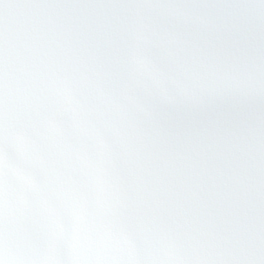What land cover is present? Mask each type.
<instances>
[{
	"label": "snow or ice",
	"instance_id": "1",
	"mask_svg": "<svg viewBox=\"0 0 264 264\" xmlns=\"http://www.w3.org/2000/svg\"><path fill=\"white\" fill-rule=\"evenodd\" d=\"M122 5L0 0V264H264V108L255 190L233 237L252 251L237 255L219 235L230 202L171 191L143 146L145 128L193 113L218 134L246 131L233 64L220 50L185 59L158 30L130 35L86 15ZM163 66L185 92L175 112Z\"/></svg>",
	"mask_w": 264,
	"mask_h": 264
},
{
	"label": "clouds",
	"instance_id": "2",
	"mask_svg": "<svg viewBox=\"0 0 264 264\" xmlns=\"http://www.w3.org/2000/svg\"><path fill=\"white\" fill-rule=\"evenodd\" d=\"M86 15L94 24L130 35L158 30L162 38L182 46L185 59H206L209 51L220 50L231 60L234 82L246 95V131L233 128L230 134H218L193 113L186 121L145 128L143 146L149 161L161 166L171 191L193 202L215 199L219 193L230 202L219 235L237 255L250 254L252 241L233 237L243 231L242 209L250 206L255 190L254 116L258 107L264 108V53L257 57L258 37L264 39V0H123L116 10ZM192 68L202 71L203 64ZM159 70L172 77L165 97L175 112L184 89L168 66Z\"/></svg>",
	"mask_w": 264,
	"mask_h": 264
}]
</instances>
